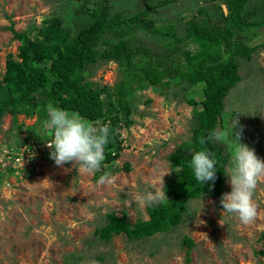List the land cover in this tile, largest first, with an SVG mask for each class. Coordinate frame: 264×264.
Here are the masks:
<instances>
[{"label": "rangeland", "instance_id": "374dc122", "mask_svg": "<svg viewBox=\"0 0 264 264\" xmlns=\"http://www.w3.org/2000/svg\"><path fill=\"white\" fill-rule=\"evenodd\" d=\"M100 1L106 0H0V81L5 79L10 59L22 61L21 41L10 26L32 32L33 25L41 26L57 16L65 30L74 33L90 21L81 14L80 6L86 2L93 7ZM159 1L109 3L112 14L122 11L133 15ZM219 4L225 13L229 12L223 0H178L156 7L150 15L159 29L173 27L176 35L183 37L188 22L198 17L201 5H208L211 16L221 20V10L214 7ZM246 9L251 18H263L264 0H251ZM137 37L162 50L158 43L163 40L151 32L140 30ZM262 40L264 28L252 43ZM186 43L184 40L180 45ZM34 68H27L26 76L32 75ZM122 70L114 60L101 61L90 67V79L113 86L123 77ZM241 72L242 80L226 98L220 126L229 133L224 145L229 152L234 121L239 118L237 130L243 127L242 142L264 159V48L258 49L252 59H241ZM19 81L22 80L16 81L15 87H19ZM193 96H197V89L185 94L182 86L175 85L165 95L151 87L132 84L135 123L121 130L124 137L120 136L119 152L112 155L110 182L100 184L95 173L78 171L72 163L59 167L50 159L28 165L20 175L6 174L0 180V264H187L188 247L183 244L187 235L195 242L190 264H264V182L254 193L258 212L250 224L226 212L222 214L221 197L205 196L191 200L184 220L169 232L133 240L125 234L115 235L111 241L97 238L95 232L108 222L109 212L121 214L126 210L132 223L149 218L147 206L140 207L132 199V192L143 191L146 181L160 183L163 178L169 197L170 184L176 182V169L169 155L192 134L193 107L188 100ZM38 116L20 114L17 122L24 128L18 133L13 115L6 113L0 122V150L9 151L11 146L14 151L16 140L18 145L23 144L29 127L39 123ZM45 119L36 125L40 136L48 134L43 127ZM230 191L226 181L224 193ZM200 220L204 223L199 224Z\"/></svg>", "mask_w": 264, "mask_h": 264}, {"label": "trees", "instance_id": "16d2710c", "mask_svg": "<svg viewBox=\"0 0 264 264\" xmlns=\"http://www.w3.org/2000/svg\"><path fill=\"white\" fill-rule=\"evenodd\" d=\"M109 1H100L93 7L83 3L81 14L90 17V21L74 33L65 30L63 21L57 16L45 20L41 26L33 25L32 32L29 28L17 30L13 25L9 27L21 41L22 61L10 59L5 83L0 81V122L6 113H11L13 126H18V133H21L24 125L17 122L20 114L39 115L36 122L41 124L46 117L47 105L52 103L78 113L90 124L109 125L110 139L105 147V160L101 171L95 172L94 176L98 181L102 174L109 175L112 155L121 148L119 133L135 123L131 98L133 83L165 95L175 85L182 86L185 94L197 89V96L188 100L193 107L192 134L169 155L176 169V182L170 184L169 197L162 203L147 206L149 218L134 223L130 222L126 210L121 214L109 212L108 222L95 232L97 238L104 241H111L119 234L133 240L169 232L184 220L191 200L205 196L221 197L224 193L227 181L224 172L230 153L224 143L201 145L199 141L211 129L222 125L226 98L242 80L241 59H252L258 49L264 48V40L252 43L258 31L264 28V17L251 18L246 9L251 0H223L228 13L220 4L214 6L221 10V20L211 16L208 5H201L196 14L198 17L190 20L185 35L178 37L173 27L159 29L150 15L156 7L178 0H160L133 15H125L122 11L112 14ZM140 30L149 31L163 40L158 43L162 50L148 46L144 38L139 39L137 33ZM184 40L188 43L181 46ZM191 44L194 48L190 47ZM110 60L118 62L123 77L113 86L91 80L90 67ZM30 66H35L34 73L26 76V69ZM18 80L22 81H19V87H15ZM36 125L27 128L28 135L23 140L40 136L35 131ZM42 136L41 139L49 138L48 134ZM201 148H207L217 161L214 187L212 181L205 185L196 181L189 167L191 150ZM183 244L188 247L186 259L190 264L195 242L187 235Z\"/></svg>", "mask_w": 264, "mask_h": 264}, {"label": "clouds", "instance_id": "9594fccd", "mask_svg": "<svg viewBox=\"0 0 264 264\" xmlns=\"http://www.w3.org/2000/svg\"><path fill=\"white\" fill-rule=\"evenodd\" d=\"M238 125L239 118L234 121L231 132L232 141L228 144L230 161L224 172L231 191L221 195L220 204L222 214L226 212L241 223L250 224L257 217L258 209L253 197L258 185L264 182V159L256 154L254 148L242 142L243 127L237 130ZM43 127L49 136L44 139L46 147L51 150L50 158L57 166L63 167L67 163H72L73 167L81 172L101 171L105 160V147L110 139L109 125L94 126L78 113L69 112L49 103L46 107ZM119 135L121 138L124 137L123 132ZM228 139L229 133L226 129L214 127L206 137L200 138L199 143L201 145L228 143ZM191 151L193 154L189 167L196 181L204 185L212 181L214 187L217 179V161L214 155L207 148ZM35 155L34 151L30 152L29 159H34ZM106 182H110V178L107 173H104L99 177L98 183ZM145 185L143 191L132 192L133 202L140 207L162 203L167 197L163 178L160 183L146 181ZM201 223L204 221L200 220L199 224Z\"/></svg>", "mask_w": 264, "mask_h": 264}, {"label": "built area", "instance_id": "2783aa9c", "mask_svg": "<svg viewBox=\"0 0 264 264\" xmlns=\"http://www.w3.org/2000/svg\"><path fill=\"white\" fill-rule=\"evenodd\" d=\"M8 148L9 151L0 150V154L4 153L0 155V180L6 174L20 175L24 173L28 165L29 167L35 166L40 160L50 159L49 153L51 150L46 147V141L40 137H32L28 141L23 140V144L18 145L16 143L14 151H11V146H8ZM33 151L36 153L35 158L29 159L30 152Z\"/></svg>", "mask_w": 264, "mask_h": 264}, {"label": "water", "instance_id": "95a60500", "mask_svg": "<svg viewBox=\"0 0 264 264\" xmlns=\"http://www.w3.org/2000/svg\"><path fill=\"white\" fill-rule=\"evenodd\" d=\"M224 9H225V11L227 12V9H226V7L224 6Z\"/></svg>", "mask_w": 264, "mask_h": 264}]
</instances>
